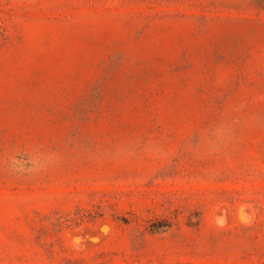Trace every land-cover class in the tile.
Wrapping results in <instances>:
<instances>
[{
  "label": "rangeland",
  "instance_id": "374dc122",
  "mask_svg": "<svg viewBox=\"0 0 264 264\" xmlns=\"http://www.w3.org/2000/svg\"><path fill=\"white\" fill-rule=\"evenodd\" d=\"M0 264H264V0H0Z\"/></svg>",
  "mask_w": 264,
  "mask_h": 264
},
{
  "label": "bare ground",
  "instance_id": "6f19581e",
  "mask_svg": "<svg viewBox=\"0 0 264 264\" xmlns=\"http://www.w3.org/2000/svg\"><path fill=\"white\" fill-rule=\"evenodd\" d=\"M103 227V226H102ZM88 239V238H87Z\"/></svg>",
  "mask_w": 264,
  "mask_h": 264
}]
</instances>
